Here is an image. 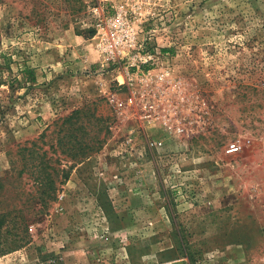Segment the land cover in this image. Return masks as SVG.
Listing matches in <instances>:
<instances>
[{"label": "rangeland", "instance_id": "374dc122", "mask_svg": "<svg viewBox=\"0 0 264 264\" xmlns=\"http://www.w3.org/2000/svg\"><path fill=\"white\" fill-rule=\"evenodd\" d=\"M96 1L0 0V264H264V0H136L172 74L133 89Z\"/></svg>", "mask_w": 264, "mask_h": 264}, {"label": "built area", "instance_id": "2783aa9c", "mask_svg": "<svg viewBox=\"0 0 264 264\" xmlns=\"http://www.w3.org/2000/svg\"><path fill=\"white\" fill-rule=\"evenodd\" d=\"M136 5V0H97L87 11V27L92 30L90 42L102 58L98 70L101 72L104 68H113L115 80L119 84H128L131 89L134 85H144L149 81L162 83L172 74L168 67L163 66L164 60L168 62V54L163 53V49L158 46L149 47L151 33L144 31L140 20L135 16ZM151 91L143 89L137 92L139 100H146L141 106L142 114L138 115V119L181 133L184 129L180 123H172L169 109L160 108L151 101L157 92ZM129 102L132 104L134 97ZM152 145L161 146L162 142L154 141ZM237 151L238 147L234 145L227 149L229 154Z\"/></svg>", "mask_w": 264, "mask_h": 264}, {"label": "trees", "instance_id": "16d2710c", "mask_svg": "<svg viewBox=\"0 0 264 264\" xmlns=\"http://www.w3.org/2000/svg\"><path fill=\"white\" fill-rule=\"evenodd\" d=\"M90 33L92 34V30H90ZM80 111L76 110L75 112H73L68 118H66L63 121V124L66 125V135L68 136V142H70L71 139V132L76 131V132H81V134L83 135L81 139H79V142L77 143V146L79 147V149H85V147H87V145L85 144L84 141V133L82 130H84V127L81 125L82 122H80V120L83 119L82 115H80ZM75 120V121H73ZM78 122L80 124H78ZM46 184V183H45Z\"/></svg>", "mask_w": 264, "mask_h": 264}]
</instances>
